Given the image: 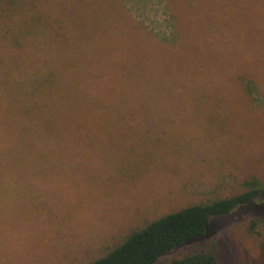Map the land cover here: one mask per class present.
I'll use <instances>...</instances> for the list:
<instances>
[{
  "label": "rangeland",
  "instance_id": "obj_1",
  "mask_svg": "<svg viewBox=\"0 0 264 264\" xmlns=\"http://www.w3.org/2000/svg\"><path fill=\"white\" fill-rule=\"evenodd\" d=\"M22 21L32 79L77 124L0 150V264H86L152 219L264 182V0H22L0 17L4 54L23 58ZM2 65L1 130L22 127ZM252 219L264 193L197 243L264 264Z\"/></svg>",
  "mask_w": 264,
  "mask_h": 264
},
{
  "label": "trees",
  "instance_id": "obj_2",
  "mask_svg": "<svg viewBox=\"0 0 264 264\" xmlns=\"http://www.w3.org/2000/svg\"><path fill=\"white\" fill-rule=\"evenodd\" d=\"M21 2L22 0H0V17L18 8ZM23 26L24 29L21 30ZM25 26H27L25 21H22L19 34L14 36L15 41H19L16 43L17 49L24 53H21L23 58L11 53L4 54L1 42L3 38L0 37V60L4 61L1 69L4 73H9L11 85L20 86L15 95L17 98L25 99L28 111L22 122L25 126L21 125L22 127L18 128L12 126L8 128L9 130L5 128L1 130L0 126V150L12 148V154L18 156L22 155L23 149L28 145L51 143L53 136L50 130L54 128L72 130L77 124V116L65 109L63 101L49 97L50 84L43 82L42 85L32 79L34 74H40L41 71L38 62L34 64L38 67L33 71L25 63L24 56L27 52L24 50L23 37L28 34ZM11 59L14 65L9 68ZM19 59H23V63H19ZM40 86L47 89L44 97L40 96L37 90ZM3 96L4 92L0 95V101L5 110L8 103L1 99ZM12 98L13 94L11 100ZM2 110L0 109L1 113L4 111ZM247 186V190L240 194L189 205L152 219L124 234L118 242L107 247L101 255L86 264H220L218 248L214 241L197 242L205 237L213 220L227 216L241 206L256 202L264 193V182L252 181ZM256 228L262 229L259 235L264 248V220H250L249 229L254 231ZM179 249L184 251L179 255L169 256Z\"/></svg>",
  "mask_w": 264,
  "mask_h": 264
}]
</instances>
